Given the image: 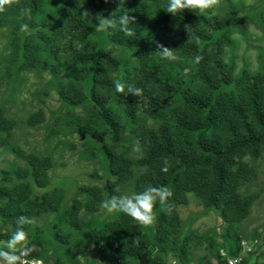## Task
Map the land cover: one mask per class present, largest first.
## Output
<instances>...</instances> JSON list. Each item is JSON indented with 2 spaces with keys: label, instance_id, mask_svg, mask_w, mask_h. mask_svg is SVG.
Returning <instances> with one entry per match:
<instances>
[{
  "label": "rangeland",
  "instance_id": "1",
  "mask_svg": "<svg viewBox=\"0 0 264 264\" xmlns=\"http://www.w3.org/2000/svg\"><path fill=\"white\" fill-rule=\"evenodd\" d=\"M131 1L139 11L103 0H39L28 19L20 15L28 0H17L6 19L0 14V111L9 124L0 132L8 142L0 146V246L26 216L36 221L24 230L38 264H227L234 258L264 264V125L257 118L243 124L233 107L245 105L248 113L253 90L264 89V0H222L219 9L196 13L204 32L199 39L183 34L180 17L164 10L168 0ZM83 10L115 16L117 23L96 31L98 22L89 23ZM125 11L136 17L131 36L118 23ZM29 42L39 48L33 65ZM158 44L180 61L162 60ZM99 53L118 62L99 90L123 127L118 141L91 97ZM197 54L202 61L185 76V62ZM116 80L143 89V97L117 93ZM163 125L179 150L192 155L212 137L232 143L250 136L248 125L255 139L251 151L235 158L218 204L171 188L180 198L171 214L158 203L154 225L141 228L122 212L108 213L102 202L156 187L157 169L142 162V142ZM106 148L132 161L126 174L112 172ZM31 157L46 168L41 184ZM231 201L242 209L239 216Z\"/></svg>",
  "mask_w": 264,
  "mask_h": 264
},
{
  "label": "trees",
  "instance_id": "2",
  "mask_svg": "<svg viewBox=\"0 0 264 264\" xmlns=\"http://www.w3.org/2000/svg\"><path fill=\"white\" fill-rule=\"evenodd\" d=\"M105 3H109L111 6L117 9H129L130 11H139L138 6L131 0H103ZM28 7L31 9V14H34L39 9V0H28ZM8 8L5 12L0 13L1 19H6L9 14ZM176 16L180 17L182 24L183 34L191 39L202 38L204 32L203 28L197 23L196 13L190 10H184L183 12L177 13ZM116 20L115 16H111ZM79 26L83 27V22L79 21ZM84 31V28H82ZM119 40H122L121 36L116 35ZM33 43H28V59L30 63L35 64L39 58V48L31 46ZM118 62L113 60L110 56L99 53L98 60L96 62L94 71V86L91 94L92 100L97 106L100 107V111L105 122L109 125L113 133V139L118 141L120 133L123 127L116 120L113 112L106 105V98L100 93V89L106 87L109 83L107 80L108 69H116ZM258 86V83H254V87ZM253 87V88H254ZM252 94V113L246 112L245 105L233 106L236 110L243 115L241 116L243 124L250 123L252 118H257L258 123L264 125V106H263V92L256 90ZM67 99L70 102H78L81 97L75 95H67ZM76 97H78L76 99ZM200 99H203L200 97ZM188 101L193 102L191 97ZM221 112L218 111V114ZM215 125H219V116H215ZM8 122L3 118L0 111V132L8 128ZM217 129V128H216ZM249 132L248 137L241 136L236 138L234 142H220L219 139L212 137L201 142V153L192 155L188 151L179 150L175 139L172 138L169 133L168 127L163 125L158 132H150L147 135L146 140L144 139L142 144L143 155L141 156L142 162L149 164L151 168L157 169V176L155 184L156 187L169 185V189H174V193L183 191L197 192L201 196H204L206 202L216 205L218 204L219 196L225 188L227 181L228 171L233 167L235 158L241 157L247 151H251L255 139L254 130L250 125L246 128ZM248 135V133H247ZM7 140H1L0 146L6 145ZM207 155H206V154ZM106 155L109 160L112 172L116 175H124L129 170V166L132 161L123 159L116 155L111 148H106ZM32 167V175L38 184H41L42 179H46V168L34 157L29 158ZM167 159L169 162V170L165 173L161 169L165 166L164 160ZM184 167L183 171H179L180 168ZM212 172V175H211ZM180 201L177 194H173L169 198V203L175 207ZM232 205V211L234 214L239 216L242 209L236 207L235 201ZM158 206L155 205L154 209ZM54 202L51 201L48 204V208L53 209ZM153 209V210H154ZM127 255L132 257L133 255L127 252ZM30 257V256H29ZM34 258V257H31Z\"/></svg>",
  "mask_w": 264,
  "mask_h": 264
},
{
  "label": "clouds",
  "instance_id": "3",
  "mask_svg": "<svg viewBox=\"0 0 264 264\" xmlns=\"http://www.w3.org/2000/svg\"><path fill=\"white\" fill-rule=\"evenodd\" d=\"M17 0H0V13L5 12L8 8H11ZM222 0H168V4L164 10L172 15L183 12L184 10H190L199 15L205 16L209 10H217L221 7ZM21 17H27L31 19V9L22 8L20 12ZM82 17L86 18L89 23L97 21L96 31H107L115 27L117 20L111 17H105L103 13H96L92 15L88 10L81 12ZM118 23L120 30L126 36L133 35L132 25L136 24V17L130 15L125 11L118 17ZM22 32L29 31L28 24H22ZM157 52L162 60L170 63L180 61V57L175 54V51L165 47L162 44L157 45ZM203 57L197 54L193 59L186 61L189 66L184 67L183 74L188 76L192 71L191 65L199 64ZM114 87L117 93L125 96L132 94L136 97H143V89L135 87L133 84H125L121 80L114 82ZM127 92L125 93V89ZM164 167L161 169L163 172L169 170V162L164 160ZM117 187L114 191L119 192ZM172 196L171 190L167 186H147L142 192L133 193L132 195H113L110 200L102 202V207L107 210L108 213H124L130 216L136 224L141 228H148L153 226L156 220L155 213L153 211L157 203L160 204L161 210L167 214H171L173 205L169 203V198ZM36 223L34 218L19 216L16 220V230L11 234L9 239L0 246V264H29L28 257L33 251L35 246H29L28 234L24 230L26 225H34Z\"/></svg>",
  "mask_w": 264,
  "mask_h": 264
},
{
  "label": "built area",
  "instance_id": "4",
  "mask_svg": "<svg viewBox=\"0 0 264 264\" xmlns=\"http://www.w3.org/2000/svg\"><path fill=\"white\" fill-rule=\"evenodd\" d=\"M29 260V264H38L39 262H37L35 259H32L30 257H28ZM242 263V259H229L227 264H241Z\"/></svg>",
  "mask_w": 264,
  "mask_h": 264
},
{
  "label": "water",
  "instance_id": "5",
  "mask_svg": "<svg viewBox=\"0 0 264 264\" xmlns=\"http://www.w3.org/2000/svg\"><path fill=\"white\" fill-rule=\"evenodd\" d=\"M140 264H148L147 260H142V262Z\"/></svg>",
  "mask_w": 264,
  "mask_h": 264
}]
</instances>
